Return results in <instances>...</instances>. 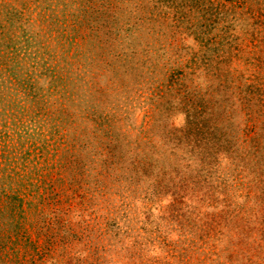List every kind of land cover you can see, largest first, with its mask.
<instances>
[{
  "label": "rangeland",
  "instance_id": "1",
  "mask_svg": "<svg viewBox=\"0 0 264 264\" xmlns=\"http://www.w3.org/2000/svg\"><path fill=\"white\" fill-rule=\"evenodd\" d=\"M0 264H264V0H0Z\"/></svg>",
  "mask_w": 264,
  "mask_h": 264
}]
</instances>
